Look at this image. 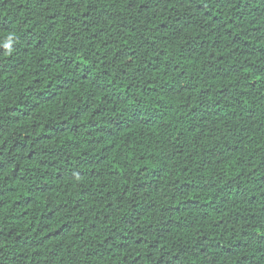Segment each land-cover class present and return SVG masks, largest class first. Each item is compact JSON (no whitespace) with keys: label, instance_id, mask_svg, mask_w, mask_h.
Wrapping results in <instances>:
<instances>
[{"label":"trees","instance_id":"16d2710c","mask_svg":"<svg viewBox=\"0 0 264 264\" xmlns=\"http://www.w3.org/2000/svg\"><path fill=\"white\" fill-rule=\"evenodd\" d=\"M0 264H264V0H0Z\"/></svg>","mask_w":264,"mask_h":264},{"label":"clouds","instance_id":"9594fccd","mask_svg":"<svg viewBox=\"0 0 264 264\" xmlns=\"http://www.w3.org/2000/svg\"><path fill=\"white\" fill-rule=\"evenodd\" d=\"M11 42H12V37L9 36L8 39H7V42H5L4 45H3L4 48L8 49V53H6V54H10V52H11V47H10Z\"/></svg>","mask_w":264,"mask_h":264}]
</instances>
